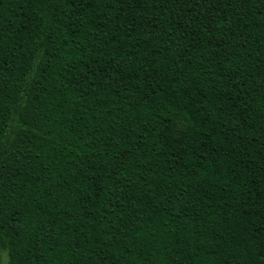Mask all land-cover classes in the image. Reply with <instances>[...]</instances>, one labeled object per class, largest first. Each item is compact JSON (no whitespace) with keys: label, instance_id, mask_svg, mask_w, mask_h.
Returning a JSON list of instances; mask_svg holds the SVG:
<instances>
[{"label":"trees","instance_id":"obj_1","mask_svg":"<svg viewBox=\"0 0 264 264\" xmlns=\"http://www.w3.org/2000/svg\"><path fill=\"white\" fill-rule=\"evenodd\" d=\"M189 7L0 0V264H264V0Z\"/></svg>","mask_w":264,"mask_h":264},{"label":"snow or ice","instance_id":"obj_2","mask_svg":"<svg viewBox=\"0 0 264 264\" xmlns=\"http://www.w3.org/2000/svg\"><path fill=\"white\" fill-rule=\"evenodd\" d=\"M177 2L185 4V5H191V7L186 9V15L187 13L191 12L193 9L197 7H201L203 3H211V0H177ZM188 19L191 20L192 17L188 16ZM177 39H180V37H177ZM37 71H40L39 66H37ZM175 134V133H173ZM0 214H2V208H0Z\"/></svg>","mask_w":264,"mask_h":264},{"label":"rangeland","instance_id":"obj_3","mask_svg":"<svg viewBox=\"0 0 264 264\" xmlns=\"http://www.w3.org/2000/svg\"><path fill=\"white\" fill-rule=\"evenodd\" d=\"M2 257H3V261L5 262L7 260V254L3 253Z\"/></svg>","mask_w":264,"mask_h":264}]
</instances>
